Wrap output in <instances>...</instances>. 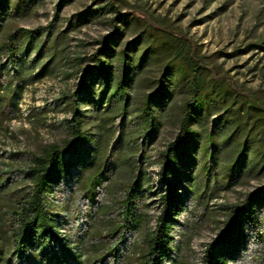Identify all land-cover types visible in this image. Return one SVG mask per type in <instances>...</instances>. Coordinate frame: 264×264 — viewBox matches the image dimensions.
<instances>
[{
	"label": "trees",
	"instance_id": "1",
	"mask_svg": "<svg viewBox=\"0 0 264 264\" xmlns=\"http://www.w3.org/2000/svg\"><path fill=\"white\" fill-rule=\"evenodd\" d=\"M40 2L0 0V124L45 76L78 71L83 92L61 97L59 141L0 154V264H176L195 214L254 181L223 212L202 264H264V93L232 85L169 26L112 4L77 12L67 29L59 10L45 26H13ZM106 12L112 30L94 52H72L70 31ZM167 125L175 135L153 162L148 147ZM153 164L160 212L149 228Z\"/></svg>",
	"mask_w": 264,
	"mask_h": 264
},
{
	"label": "rangeland",
	"instance_id": "2",
	"mask_svg": "<svg viewBox=\"0 0 264 264\" xmlns=\"http://www.w3.org/2000/svg\"><path fill=\"white\" fill-rule=\"evenodd\" d=\"M110 4L119 14L169 26L195 46L204 63L218 68L232 85H243L264 93V0H41L33 11L13 18L11 23L15 27L34 29L48 24L59 10L60 26L67 29L77 12ZM113 16L112 13H103L98 19L70 31L72 52L80 56L93 53L98 47L97 42L112 30ZM134 37V33H128L124 44ZM249 43L258 46L242 53ZM70 74L45 76L25 90L19 103V116L0 124V154L6 157L13 151L37 150L60 140L57 126L65 116L59 105L61 97L79 96L83 92L78 71ZM155 76L154 71L148 73V77ZM175 132L174 127L167 125L154 138L148 147L151 161H157L158 154L172 141ZM158 171L157 164L148 169L153 181V189L147 198L149 228L154 227V220L160 212L156 192L160 188ZM257 185L255 181L249 182L223 192L209 203L206 210L196 213L197 222L180 243L176 264H202L206 246L217 239L224 227L225 209L239 203L243 195ZM69 209L74 210L73 203Z\"/></svg>",
	"mask_w": 264,
	"mask_h": 264
}]
</instances>
